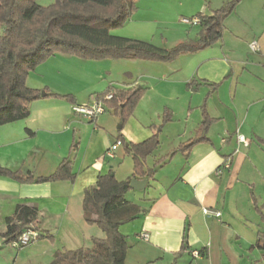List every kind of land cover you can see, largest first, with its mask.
Here are the masks:
<instances>
[{
  "label": "crops",
  "instance_id": "crops-1",
  "mask_svg": "<svg viewBox=\"0 0 264 264\" xmlns=\"http://www.w3.org/2000/svg\"><path fill=\"white\" fill-rule=\"evenodd\" d=\"M261 1V8L264 11V0ZM247 4V1L239 0L234 11L224 21L222 39L197 54L181 56L171 63L131 60V63H122L127 65H122L123 68L117 75L119 79L113 77L110 72L113 71L114 65L119 66V62L123 60L94 61V64L109 68V71L104 70L96 76L95 84L100 88L88 98L80 96L79 92H73L67 88L65 90L60 85L55 88L43 84L45 75L51 73L53 69H59L58 65L65 63L63 58H68L67 56L54 55L36 67L35 74L28 75L26 80L28 88L41 92L46 89L49 94L54 95H70L74 103L40 96L39 100L31 103L29 116L26 119L1 126L0 167L13 172L19 171L22 174L30 173L34 178L48 177L62 160L69 158L75 180L20 184L0 176V264H49L51 262L49 259L57 251L91 249L92 239H102L104 234L96 226L88 225L84 221L81 208L84 191L94 187L97 178L106 175L109 171L116 179V169L110 166L114 162H121L119 167L124 169L123 178L116 181L132 179L133 175L132 159L125 155L122 145L115 149L111 159L104 157L105 151L117 141L119 136L126 143L138 144L147 140L153 133L151 127L159 125L164 112L167 111L168 121L162 125L160 146L146 160V167L152 168L159 159L170 154L179 144L195 135L201 122L200 108L205 96L210 93L207 85L218 83H220L219 88L210 94L206 102L207 113L217 120L208 129L209 144L194 146L187 156L175 154L165 165L156 170L153 180L147 181L143 191L131 190L126 194L133 196L138 204L126 199L125 195V200L137 205L141 213L136 220L118 227L119 233L126 238L128 244L124 264H264V251L251 249L258 236L264 233L258 231L255 242L245 250L247 253L242 252L239 248L240 228L246 227V224L241 221V218L235 217L236 212L231 206L236 200L235 191L242 186L241 183H245L250 188L249 200L253 211L259 222L264 225L257 212L259 210L264 214V187L259 188V192L255 191V185L250 183L248 177H244V180L240 178L242 172L250 175L255 171L256 166H253L250 161L249 151L252 144L264 147L257 141L264 138V133H256L253 129L242 131L240 128L238 136L246 135L250 140L248 143L244 137L248 143L247 148L243 144V147L233 144L236 132L232 130L227 131V136L216 144L210 138L211 134L218 129L221 120V118L212 117L209 113L213 97L218 94L224 83L229 81L232 73L223 58L226 26L229 19L235 15L239 20L242 18L246 20ZM203 15L211 16L212 13ZM262 25V39L255 41L259 50L254 53H262L261 51L264 50V20ZM242 28L246 26L243 25ZM229 35V42L236 43V34L230 32ZM248 49L250 50L249 45ZM244 62L261 66L264 64V55L247 58ZM135 64L143 66L141 68L145 75H156L148 69L157 64L159 66L157 68H161L162 71L159 73L160 78L147 77L143 79L149 80L148 83L143 84L146 88L140 87L141 82H138L131 69L136 66ZM241 70L239 76H243L245 68ZM173 76L180 81V94L173 98L172 93L168 99L173 98L182 102L181 105L177 104L179 111L174 109L175 104L174 106L162 104L160 108L154 109L157 111V116L161 113L159 124H148L142 121L149 109L153 111L154 105L151 103L154 97L159 96L162 99L167 97L165 93L163 94L161 86L171 90L172 83H168V80ZM122 77L129 78L130 84L121 80ZM31 79L35 80L36 85L30 86ZM99 82L101 85H98ZM152 82L156 83L152 84ZM190 82L199 86L186 88ZM135 86L146 89V93L136 106L132 117L117 130L109 127L103 115L97 117L91 125L87 119L73 112L75 106L88 105L89 102H93L95 95L103 93L108 87L129 89ZM202 89H206V93L201 104L193 107L192 98L200 94ZM230 99L232 109L228 110L234 114L239 109L234 105L236 90L232 92V96L230 94ZM262 101H264V93L257 103ZM222 110L223 108L219 105L215 112ZM257 116L264 128V106L258 110ZM28 131L32 135L28 134ZM77 137L79 142L74 146ZM47 142L51 144L49 153L45 145ZM162 145L167 146L166 150L161 151ZM226 164L229 166L228 169L224 168ZM217 170H220L221 174H217ZM257 193L262 196V204L257 199ZM18 205L36 207L38 216L36 227L39 235L49 236L52 241L42 238L32 242L29 249L19 251L4 244L2 235L6 231V219L12 217ZM202 208H214L220 211V221L215 222V219L204 217ZM95 227L97 231L94 236L88 233L83 235V232L88 230L91 232ZM142 233L148 234L147 241L139 238ZM183 241H185V250L181 249ZM32 250H36V253L31 255L29 253ZM192 252H199L200 256L193 257ZM44 255L50 257L45 258Z\"/></svg>",
  "mask_w": 264,
  "mask_h": 264
},
{
  "label": "trees",
  "instance_id": "trees-1",
  "mask_svg": "<svg viewBox=\"0 0 264 264\" xmlns=\"http://www.w3.org/2000/svg\"><path fill=\"white\" fill-rule=\"evenodd\" d=\"M136 0H54L43 7L35 0H0V127L22 121L29 116L30 105L40 99L41 91L30 89L26 85L28 75L39 65L54 55L72 56L86 61L138 60L156 63H171L184 55L197 54L222 39L224 21L234 11L239 0H231L211 16L197 14L201 19L197 38L193 42L179 43L170 49H163L151 43L118 37L111 31L122 28L135 11ZM190 82L186 88L198 87ZM210 93L201 106V122L195 135L159 159L152 168L146 167V160L159 148L162 125L168 121L164 112L159 125L151 127L152 136L138 143H126L122 137L118 141L125 155L133 162L132 179L153 180L156 170L165 165L175 154L187 156L192 148L199 144H209L207 132L217 120L209 116L206 102L218 84L207 85ZM66 102L74 103L70 95L49 94ZM146 93V89L132 87L116 89L108 87L106 91L95 95L97 103L112 110L120 117L123 126ZM111 94L109 100L104 97ZM94 122V121H91ZM28 134L32 135L28 131ZM264 146V138L257 139ZM0 176L20 184L73 182L72 163L69 158L60 162L56 170L48 177L34 178L30 173L10 171L0 167ZM118 182L109 171L97 178L95 186L84 191L82 214L88 225L96 226L104 234L102 239H92L91 249L62 250L53 254L49 264H124L128 244L118 231L122 224L136 220L141 213L137 205L125 200L131 191L129 182ZM262 223L264 214L257 211ZM35 206L18 205L12 217L6 219V231L2 235L5 245L18 241L25 228L36 224ZM49 236L39 235L35 241ZM34 241V242H35ZM182 250H185V241ZM251 249L264 251V235H259ZM156 264V263H147Z\"/></svg>",
  "mask_w": 264,
  "mask_h": 264
},
{
  "label": "rangeland",
  "instance_id": "rangeland-1",
  "mask_svg": "<svg viewBox=\"0 0 264 264\" xmlns=\"http://www.w3.org/2000/svg\"><path fill=\"white\" fill-rule=\"evenodd\" d=\"M230 1L231 0H136L134 4V13L122 28L111 31V34L118 37L148 42L159 48L170 49L179 43L193 42L197 38L199 28L189 27L182 24V18L189 19L191 17L197 16L199 13L207 15L208 13L218 10ZM245 1L248 2L245 11L246 20H243L245 18L239 20L238 16L235 15L229 19L226 26L227 32L225 33L223 43L224 56H222L225 58L227 66L232 70L231 77L229 81L224 83V85L220 88L218 94L213 97L209 111L212 117L221 118L218 129L215 130L210 136L215 144L220 142L223 137L227 136V131L232 130L236 132L235 138L233 139V144H237L239 147H243L241 143L237 142V136L240 134V128H242V131H252L253 129V131L256 133H264V128L261 126L262 122L260 119L258 120V116L256 117L258 110L264 106V101L257 103L258 99L264 93V64L261 66H256L250 63L246 64L244 62V60L247 58L251 59L252 57L258 56L260 54L264 55V50L261 51L262 53H254L248 49V45L251 41L254 40L258 42L260 38L262 39L261 35L263 34L262 23L264 20V11L261 8V0ZM35 2L40 6L47 7L53 4L54 0H35ZM243 25L246 26V28H242ZM252 29H254V31H252ZM230 32L236 34V43L229 42L228 37H230ZM231 38L234 39L233 37ZM259 44L262 45V43ZM67 57L68 58H63L65 59L63 60L65 63L58 65L59 69H53L51 73H47V75H45L43 84L48 86L50 85L51 87L55 88L60 85V87L64 88L65 90L67 88V90L79 92L80 96H87L86 98H88V96H90V94L93 92H98L97 90L100 88V86H96L95 84L97 83L96 76L101 74L104 70L107 71L109 68L97 66L93 63L94 61H86L72 56ZM130 61L131 60H123L122 62H119V66L114 65L112 68L113 71L110 72L111 75L119 79L117 75H119V71L122 70V65H127L122 63H129ZM141 67L143 66L139 64L133 68L131 67L135 78H137L139 83L141 82L139 85L140 87H145L143 84L149 82V80H143L147 77L160 78L159 73L162 71L161 68H157L159 67L157 64L153 66V68L148 69L149 72L156 75H145V73L142 72ZM243 68H245L243 76H239L238 74L242 72L241 69ZM34 71L31 73H34ZM254 76L257 79L253 78ZM141 78L142 80L140 81ZM121 80H123L126 84H130L129 78L127 77H122ZM99 83L98 85H101V83ZM155 83L156 82H152V84ZM168 83H172V92L166 86L165 88L161 86L163 89V94L165 93L167 97L163 99L159 96L154 97L153 102L151 103L154 105V107L152 106L153 111H150L149 109L145 113L142 121L148 124H159L161 113L159 116H157V111L154 109L158 107L160 108V105L162 104H164V106H168L167 104L174 106L175 104L176 107H174V109L179 111L177 110L179 109L177 104L181 105L182 102H178L173 98L180 94V81L177 80L175 76H173L168 80ZM29 84L30 86L36 85L35 80L31 79ZM234 90H236V99L234 105L238 106L239 109H237L234 114H231L228 109L231 107L230 101H232L230 99V94L232 96V92ZM200 92V94L198 93L192 98L191 103L193 107H198L201 104L202 98L206 93V89H202ZM169 95H172L173 98L168 99ZM227 101L230 103L228 104ZM92 103L93 102H89L88 105H91ZM219 105L223 108V110L215 112L216 107ZM102 115L103 118L106 119L105 121L109 127L111 126L114 130H117V128L121 125L120 117L115 116L112 110L105 109V113ZM90 124L93 125L94 123L90 122ZM243 136L249 143V138L246 135ZM78 142L79 139L77 137L75 139L74 146ZM45 145H47V153H49L48 151H51L50 142H47ZM166 147V145H162L161 151L166 150ZM249 152L251 154L250 161L252 162L253 166H256V169L250 175H245L242 172L240 178H243L242 180H244V177H248L250 183L255 185V191L258 190L259 192V188L264 187V147L252 144ZM120 163L121 162H114L110 165L116 169L115 177L117 180L123 178L122 176L124 174V169L119 167ZM241 184L242 186L235 191L236 200L233 202L234 204H231V206L236 212L237 216L235 217L241 218V221L246 224V227L240 228L241 242L239 245L240 250L245 252L248 246L255 242L256 233L258 231L264 233V225L259 222L253 211V207L249 200L250 188H248L245 183ZM261 197L262 196L257 193V199L262 204L263 200ZM126 199L131 201L133 200L136 204H138L137 200L131 195H126ZM216 221H220V219L215 220V222ZM96 229L97 228L95 227L92 228L91 232L90 230H88V232H83V235L89 234L94 236L95 231H97ZM31 244L32 243L25 247L15 246L12 248L16 251L25 248L29 249L28 247H30ZM34 253H36V250H32L29 254L32 255ZM44 257L49 258L50 256L44 255ZM49 260L52 261V258Z\"/></svg>",
  "mask_w": 264,
  "mask_h": 264
},
{
  "label": "built area",
  "instance_id": "built-area-1",
  "mask_svg": "<svg viewBox=\"0 0 264 264\" xmlns=\"http://www.w3.org/2000/svg\"><path fill=\"white\" fill-rule=\"evenodd\" d=\"M264 9V5H263ZM181 23L184 25H187L189 27H198L201 24V19L198 16H194L191 18H182ZM249 48L252 52H257L259 50L258 44L253 41L249 44ZM111 94L104 97V100H109L111 98ZM73 112L79 116H82L83 118L87 119L89 122L94 121L97 117L105 113V107L102 103H97L95 99H93V103L91 105H84V106H75L73 108ZM237 140L239 143L247 146L248 143L242 136H238ZM121 143L117 140L115 141L108 150L105 151L104 157L106 158H113V152L117 147H119ZM228 164L224 165V168L228 169ZM217 174H221L220 170H217ZM202 214L206 218L215 219L218 220L221 217L220 211L214 209V208H202ZM39 236L38 228L36 227V224H31L27 228L24 229L20 237L18 238V241L11 244L10 246L15 247H25L28 244L34 242L36 238ZM139 238L141 240L147 241L148 240V234L142 233L139 235ZM193 257L200 256L199 252H192Z\"/></svg>",
  "mask_w": 264,
  "mask_h": 264
},
{
  "label": "water",
  "instance_id": "water-1",
  "mask_svg": "<svg viewBox=\"0 0 264 264\" xmlns=\"http://www.w3.org/2000/svg\"><path fill=\"white\" fill-rule=\"evenodd\" d=\"M41 97L45 96L44 92H41ZM147 185V180L146 179H142V180H138V179H131L129 182V188L133 191L136 192H141L145 189Z\"/></svg>",
  "mask_w": 264,
  "mask_h": 264
}]
</instances>
